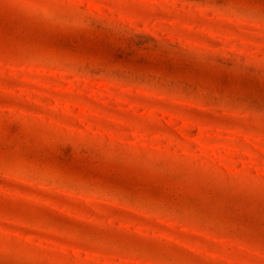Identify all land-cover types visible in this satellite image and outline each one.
<instances>
[{
    "label": "rangeland",
    "instance_id": "rangeland-1",
    "mask_svg": "<svg viewBox=\"0 0 264 264\" xmlns=\"http://www.w3.org/2000/svg\"><path fill=\"white\" fill-rule=\"evenodd\" d=\"M0 264H264V0H0Z\"/></svg>",
    "mask_w": 264,
    "mask_h": 264
}]
</instances>
